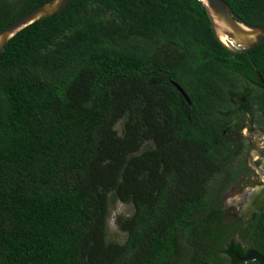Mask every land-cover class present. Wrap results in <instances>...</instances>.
I'll return each mask as SVG.
<instances>
[{
  "label": "trees",
  "instance_id": "obj_1",
  "mask_svg": "<svg viewBox=\"0 0 264 264\" xmlns=\"http://www.w3.org/2000/svg\"><path fill=\"white\" fill-rule=\"evenodd\" d=\"M50 1L0 0V33ZM224 1L264 26V0ZM234 59L245 71L264 43L228 50L200 0H73L11 38L0 264H262L237 256H264V212L243 232L248 248L211 221L244 150L214 119ZM112 195L133 206L116 220L123 243L109 237Z\"/></svg>",
  "mask_w": 264,
  "mask_h": 264
},
{
  "label": "flooded vegetation",
  "instance_id": "obj_2",
  "mask_svg": "<svg viewBox=\"0 0 264 264\" xmlns=\"http://www.w3.org/2000/svg\"><path fill=\"white\" fill-rule=\"evenodd\" d=\"M231 49L236 50L239 48L232 47ZM234 60L236 62L234 61L233 70L229 72V75L232 77L233 87L227 89L226 101L222 104L221 109L215 113L214 119L218 123V131H220L221 128L217 120V113L227 110L228 114L233 117L232 122L236 126L237 135L244 140L248 139L250 147L244 144V140L238 144H233L236 147H242L244 149L237 153L236 163L239 166L234 174H238V176L233 175L230 178L231 180L220 184L219 190L221 191L219 195L227 190L230 184L237 178L246 174L250 170L249 166H251L256 175L259 176L260 185H254L251 188L244 189L239 196L241 198L235 197L233 199H227L223 204V208L225 207L226 209L230 208L228 206H234V202L237 201L238 204L244 207L242 215L237 214L236 218L238 220L236 219V223L241 225L240 230L244 228L247 230L255 215L264 212V179L262 177L264 176V85L260 79L261 76L264 80V59H249L251 66L245 68V71L239 70V59ZM219 138L222 140L221 134ZM254 153H257L256 157L253 156ZM257 189L260 190V194L250 202L247 198V192ZM246 221L248 223L244 226ZM237 227L238 225H235V229ZM225 233L228 234L227 232ZM227 237L228 239L230 238L229 236Z\"/></svg>",
  "mask_w": 264,
  "mask_h": 264
},
{
  "label": "water",
  "instance_id": "obj_3",
  "mask_svg": "<svg viewBox=\"0 0 264 264\" xmlns=\"http://www.w3.org/2000/svg\"><path fill=\"white\" fill-rule=\"evenodd\" d=\"M73 0H52L46 4L41 5L34 11L26 14L18 21L11 24L0 33V56L7 44L22 29L29 25L55 15L64 10ZM206 7L213 30L217 38L221 41L218 33L222 32L231 41H235L239 49H231L227 44L222 42L224 46L233 53H246L264 43V26L251 25L240 18L224 0H200ZM222 24L225 26L223 27ZM261 82L264 85V80L260 76ZM174 87L183 96L185 101L191 105V101L186 92L173 82ZM240 261L257 260L264 264V256L256 251H250L246 257L241 258L237 256Z\"/></svg>",
  "mask_w": 264,
  "mask_h": 264
},
{
  "label": "rangeland",
  "instance_id": "obj_4",
  "mask_svg": "<svg viewBox=\"0 0 264 264\" xmlns=\"http://www.w3.org/2000/svg\"><path fill=\"white\" fill-rule=\"evenodd\" d=\"M217 120L220 123V128H221L220 133L223 142L230 144H238L242 140H244L243 138H240L237 135L236 126L232 122L233 117L232 115L228 114L227 110L218 112ZM121 126L122 123H119L116 126V129L120 131ZM244 144H246L247 147H250V143L248 139L244 140ZM253 156L256 157L257 153H254ZM249 167L250 170L246 174H244L240 178H237L233 183L230 184L227 190H225L223 193L219 195L216 202V212L211 220L213 221L212 224H218L220 225L219 227H223V229L225 230V232L229 234V237L231 239L241 242L245 246V248H248L250 245L246 239H243V236H245L243 234L245 228L243 229L242 232L235 229V225H238V223H236V219H237L236 216L237 214L242 215V212L244 211V207H242L241 204H238L237 201L234 202L235 204L234 206H228L230 208H226V209L225 207L223 208V204L227 199H233L235 197L241 198L239 196L242 194L244 189L246 190L247 188H251L254 185H260L259 176L256 175V173L253 171L251 166ZM111 200L112 202H111V215L109 218V237L111 240L123 243L126 240V234L119 230L116 224V220L118 216H130L133 213V206L122 203L120 200L117 199V197H115V195L111 196ZM247 223L248 221L244 223V226L247 225Z\"/></svg>",
  "mask_w": 264,
  "mask_h": 264
},
{
  "label": "bare ground",
  "instance_id": "obj_5",
  "mask_svg": "<svg viewBox=\"0 0 264 264\" xmlns=\"http://www.w3.org/2000/svg\"><path fill=\"white\" fill-rule=\"evenodd\" d=\"M223 27H225L223 24H222ZM220 39L222 42H224L225 44H227L229 47H233V48H236L238 47V45L235 43V41H231L230 39L227 38L226 35H224L222 32H219L218 33ZM263 179H264V176H262ZM263 192V191H262ZM260 194V190H256V191H248L247 192V198L248 200L251 202L253 198H255L257 195ZM256 200V199H255ZM257 203V202H256ZM250 208V207H249Z\"/></svg>",
  "mask_w": 264,
  "mask_h": 264
}]
</instances>
